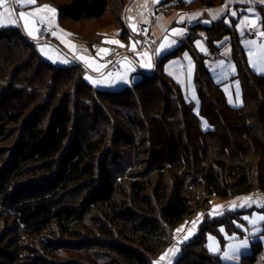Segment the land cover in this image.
I'll return each instance as SVG.
<instances>
[{
    "label": "trees",
    "instance_id": "trees-1",
    "mask_svg": "<svg viewBox=\"0 0 264 264\" xmlns=\"http://www.w3.org/2000/svg\"><path fill=\"white\" fill-rule=\"evenodd\" d=\"M35 1L36 5L55 9L60 29H64L65 14L72 12L78 22L87 16L102 19L106 6L103 3L101 7H91L86 0H71L66 6ZM117 2L119 13L115 19L119 20L120 38L129 39L130 32L123 20L128 0ZM202 3L213 5L212 1L202 0ZM178 5L185 7L187 3L179 1ZM260 24L264 31V12ZM236 26L237 22L229 25L220 21L204 27V31L211 53L223 50L226 45L219 46L217 42L226 35L229 37L242 86L240 108L228 105L222 84L213 80L204 63L207 56L199 54L193 46L196 36L192 32L179 48L157 63L153 76L111 92L95 90L85 81V72L79 65L56 66L45 61L36 44L26 40L18 28L0 30V65L5 64L2 53L7 48L32 51L31 63L24 62L22 66L32 69L36 59L40 67L57 74L56 79L77 72L74 74L77 86L99 98L107 108L92 107L87 103L89 100L83 102L85 112L92 108L95 115H104L107 119L101 133L83 144L73 133V128L80 124L75 121L71 106L77 96L75 89L67 99L62 98L48 126H27L17 155L14 154L4 169L0 167V264H154L172 244L169 232L198 212L208 211L213 198L230 200L256 191L264 193V76L250 67ZM186 49L196 63L194 77L199 109L212 127L208 130L201 128L181 87L164 72L166 59ZM14 60L9 58L6 67ZM22 68L16 67L7 80L12 99L25 105L22 110L13 108L5 112L0 120V142L10 127L25 120L23 111L41 103L32 86L17 81ZM3 82L4 77L0 76V83ZM138 91L142 92L141 98H136ZM156 97L162 106L159 102V106L157 102L151 103L156 106L150 105ZM144 102L149 117L146 120L142 110ZM0 105V110L5 111L3 103ZM108 108L134 112L126 120L137 133L146 134L144 141L164 150L155 158L161 160L155 171L159 177L174 175L172 185H163L157 195L150 196L148 180L144 183L132 176L127 190L114 181L105 160L111 155V135L117 126L111 122ZM206 142L214 148L208 159L202 153L208 147ZM246 151L250 153L243 158ZM255 156L258 161L252 160ZM180 167L192 175L193 186L186 184L184 174L177 173ZM80 191L87 194L79 207L58 203L63 194ZM88 218H92L91 222ZM141 219L144 223L139 225ZM205 231L208 230L199 232L183 245L175 264H229L208 252ZM262 250L257 244L251 254L243 255L239 264H261L258 259Z\"/></svg>",
    "mask_w": 264,
    "mask_h": 264
},
{
    "label": "rangeland",
    "instance_id": "rangeland-1",
    "mask_svg": "<svg viewBox=\"0 0 264 264\" xmlns=\"http://www.w3.org/2000/svg\"><path fill=\"white\" fill-rule=\"evenodd\" d=\"M43 3L46 2H54L63 6L68 5L71 0H40ZM154 0H134L130 6L127 8L126 11V27L128 28L129 32L132 34L136 32V30H133L132 24L135 23H144L148 20V16L154 11L153 9V2ZM158 1L155 5L159 4L160 2L164 0H156ZM87 4H89L91 7H95L96 5H100L98 7H101V4L105 3V8L103 10V18L102 19H94L92 17L87 16V18H83L78 22L75 18L72 12L65 14L63 21H62V27L64 29H60L58 25V15L57 12L51 13L47 9H44L43 11L39 12L34 16V19L38 21V23L35 25L37 31L34 33V35L29 36L27 34V30L24 29L25 33L28 35L29 42H33L36 44L38 48V52L40 56L47 62L56 65V66H63V65H70V63L79 65L84 70V77H91L93 80H97L98 83L94 84L91 80L86 79L85 81L89 83L93 88L97 91H111L116 92L119 90H103L102 88L109 84V80H111V77L102 76L100 78L92 76L90 73L93 72V66L96 61H98V55H95L92 52V48L95 50L98 46L109 44L110 47H114L116 49H119L118 51H125L124 48H121L120 46H125V43H128L127 46H129V50H134L133 45H135V48L137 47L136 40L133 39V37L128 39H121L119 37V30L120 27H118L119 20L115 16H117V13H119V7L117 0H86ZM26 3L21 4V8L18 10V13L25 12L26 13H36L37 9H43V6L36 5V1L34 3ZM29 4V5H28ZM146 4V5H145ZM152 9L149 11L148 9ZM30 8V9H29ZM49 8H52L49 6ZM147 12V13H146ZM150 13V14H149ZM175 14V13H172ZM85 15V13H84ZM170 15V14H169ZM83 16V14H82ZM151 19V15L149 16ZM171 18V17H170ZM149 19V20H150ZM114 20H116L117 24L115 25H108L112 23ZM39 22H47L51 28H55L54 31V37H52V42H49L48 44L44 43H37L40 42L39 39V31H40V24ZM21 23L23 25V21L21 20ZM45 24V23H44ZM105 28H101L103 26H106ZM136 25V24H135ZM153 26H155L153 24ZM137 28V27H136ZM67 29V30H66ZM155 33V28L152 27ZM173 29H182L183 34L177 35L173 37L172 30ZM69 32L76 35V37H73L74 39L81 41L83 43H86L79 46V48L75 47L76 42L72 39L71 34ZM98 31L100 32V36L98 35ZM188 28H186L185 23L180 20L175 26H173L170 31H168L167 34H164L160 37V35H157V45L159 48V45L164 42L165 37H167L169 40L175 39L177 43L170 49V52L172 53V50H176V48L179 47L184 34L187 33ZM69 36H71L69 38ZM100 37V38H99ZM55 40V41H54ZM58 43L61 44L65 49H63ZM109 41H118L119 43H109ZM197 41L200 43L204 42L202 39L195 38V45L197 46ZM120 45V46H117ZM12 46V44H11ZM198 47V46H197ZM230 48V49H229ZM14 50L7 48V50L2 53L3 55V64L0 65V72L4 70L2 74H0L1 77H4V82L0 83V104L3 103V108L5 111L0 110V120L2 121L3 115L8 110L19 109L25 105L24 102L13 100L10 96V91L8 89V86L10 82H8V77L12 74L13 71H15L16 67L19 66L23 67L21 69V72L18 77L16 78L17 81H20L22 83H26L25 85H30L34 89L37 100H41L39 105H36L35 107L31 106L26 111H23V113L26 114L25 120L17 126H12L8 129L6 138L3 139L0 142V156H3L0 160V167L1 169H4L5 166L8 165L9 162L12 161L14 158V154L17 155V147L21 139H24L27 134V126L28 125H36V126H48L51 121V116L54 111V109L58 108L59 103L62 101V98L67 99V96L71 94V91L73 89L76 90L77 96L72 100L71 106L73 108V114L74 119L76 122L80 123L77 125V127L73 128V133H76L77 140L80 144H83L85 141H87L88 138H91L93 136L98 135L101 133V131L104 129L105 124L107 123V119L104 115H95L92 110V108L89 110V112H85V108L83 107V102L85 100H89L87 103L91 104L92 107L95 105L99 107L100 109H107L105 108V103H100L99 98H95L93 96H90L89 93L77 86V78H75L74 74H67L61 76L60 78L56 79L57 74L55 75L53 72H50L47 70V68H43L39 66V63L36 59L33 61L32 69L27 66H22L24 62H29L30 57L32 55V51H28L26 49H15ZM227 51V54L224 59L228 60L229 62H232V54L230 53L231 47H225L224 48ZM25 50V54H22V51ZM207 50V49H206ZM198 51L201 54L208 55V51L202 52L199 48ZM20 52V53H19ZM142 52V51H141ZM124 52L123 54H125ZM10 55V56H9ZM157 55L161 56L159 53ZM117 56V55H116ZM208 55L207 57H209ZM83 57L84 59H81ZM9 58H13L14 63H12L11 66L6 67L8 63L7 60ZM120 59V57H118ZM135 57H133V60L135 61ZM66 61V62H65ZM194 62L191 54L186 49L181 53H178L177 56H173L166 60L165 67L168 69L170 68L171 72L177 73L182 72L183 74H186L187 69H190L191 72V63ZM31 63V62H29ZM236 73L235 76H237V67L235 63H232ZM122 65L126 67V70L123 73L112 75V77H116L115 79V85H119L122 80L119 79L120 76H124L125 73H127V79L130 81L129 83H125V86L123 88L132 86L139 81L143 80L145 77L143 74L139 72V69L132 64L131 62H123ZM7 68V69H6ZM43 68V69H42ZM13 69V70H12ZM15 69V70H14ZM165 72V71H164ZM190 76L191 73L187 72ZM187 75V74H186ZM182 75V76H186ZM264 76V73L262 74ZM153 76V74L151 75ZM150 76V77H151ZM234 76V77H235ZM111 78V79H110ZM234 85L230 89L235 91L234 88L238 86V88L241 87V83L238 78L233 79ZM124 83V82H123ZM159 84V83H158ZM121 88V89H123ZM117 89V88H114ZM120 89V90H121ZM75 92V91H74ZM6 93V95H5ZM164 93L166 94L165 90ZM142 92L138 91L136 93V98H141ZM188 95V94H187ZM235 95H238L235 93ZM134 96V95H133ZM79 97L82 98V100L79 99ZM186 99V98H185ZM158 100V101H157ZM189 106L194 110L196 115L198 116L200 120V126L203 130L211 129L212 127L209 125L208 121L201 116L200 109H199V99L198 95L193 100L188 95V98L186 99ZM49 102V103H48ZM155 102H159V97H156V101L149 102L150 105L156 104ZM153 103V104H151ZM158 103V106H159ZM232 105H235L236 102H228ZM43 104V105H41ZM161 106L163 103H160ZM197 104V106H195ZM145 102L142 103V110H143V118L148 119L146 108H144ZM2 105H0L1 107ZM137 106V105H136ZM156 106V105H153ZM151 106V107H153ZM242 107V105L240 106ZM238 107V108H240ZM2 108V107H1ZM24 109V108H23ZM108 112L110 115V120L113 124L117 126V131L113 132L116 133L115 137L112 133L111 138H113V142L111 145V148L109 149L111 152V155L107 157L106 167L109 170L110 174L112 175L115 182L119 183L122 187V189L127 190L129 186L131 177L134 176L135 179L142 180L144 183L146 180H148V183L151 185L148 194L150 196L157 195L158 191L161 189V186L163 185H172L176 179V177L172 174H166L164 177H159L156 173L155 169L158 164L161 163L160 159L157 158L158 155L162 154V151L164 150L162 148L153 147V144H150L147 141H144L143 138L146 137V134L137 133V129H134L130 126L129 122L126 120L127 116L134 115V112L130 113L124 110H111L108 108ZM152 111V110H149ZM30 123V124H29ZM27 124V125H26ZM29 127V126H28ZM234 137V136H233ZM232 137V138H233ZM134 139V140H133ZM143 140V142H142ZM134 141V142H133ZM146 142V143H145ZM75 143V142H73ZM145 144V145H144ZM141 151H137L138 147ZM207 145V142H206ZM208 147L203 150V156L205 159L210 158V156L214 152V148L210 147L209 144ZM250 152H244L243 158L248 157V154ZM254 161H258V157L255 156L252 158ZM59 162V161H58ZM179 174H184L186 177V184L188 186H193V180L192 175L189 176V173L184 170V168H178ZM174 176V177H173ZM177 176V175H176ZM27 179V178H25ZM24 179V180H25ZM134 179V178H133ZM44 181V180H43ZM195 192V191H194ZM87 192L80 191L78 193H65L61 196L59 199V204H65L70 206H77L79 207L82 202L85 200ZM198 194V191H197ZM235 204L236 207L233 210L232 205ZM220 205L222 208L219 209V211L216 214H213V209ZM244 205V206H241ZM208 211L204 212H198L195 216L187 219L184 221L181 225H179L176 229H174L172 232H169L172 234V244L166 249V252L163 255H160L158 260L154 262L156 264L159 261H162L160 258L163 256L164 259L169 262V264H175L176 260L179 258V256L182 253V247L185 243L189 242L194 236H196L199 232L204 233L205 241H206V247L208 249V252L219 256L221 260L224 263L229 264H239L241 263L243 259V255H249L251 254L255 246L257 244L261 245L262 252L259 256V263L264 264V222H257L255 226V234H253L254 229L253 225L248 221L245 220L244 217L248 216L253 219H255L258 215H264V193L260 191H256L252 193L249 196L245 197H236L234 199L230 200H223L220 198H213L211 201V205L209 206ZM158 214L156 213V216ZM141 216V215H140ZM141 217H144L142 214ZM154 216L148 218H154ZM92 218H88L87 220L90 221ZM91 222V221H90ZM144 221L141 219L139 220V225L143 224ZM193 224L195 226L193 227ZM239 225V226H238ZM223 229V231H222ZM191 234L189 235V233ZM213 237L214 240H210L209 237ZM248 239V247L245 249H242L241 253L239 254L238 260H225L223 259V252L228 250V245L230 243H237L242 241L243 239ZM215 242H218V245H216ZM213 244L214 246H217L220 251H212L209 249V245ZM187 252H189V249H187ZM194 252V251H193ZM200 254V252H198ZM247 264V263H246Z\"/></svg>",
    "mask_w": 264,
    "mask_h": 264
},
{
    "label": "crops",
    "instance_id": "crops-1",
    "mask_svg": "<svg viewBox=\"0 0 264 264\" xmlns=\"http://www.w3.org/2000/svg\"><path fill=\"white\" fill-rule=\"evenodd\" d=\"M133 1L134 0H128V4H127V6L124 10V13H123V20L124 21H126L125 15H126L127 8L130 6V4ZM179 1L186 2L187 6H185V7L179 6L178 5ZM204 1H212L213 5H211V6L205 5L204 3H202V0H164L157 5H155V4L158 1H156V0H154V2L152 1L153 5H154L153 9H154V11L157 12V19L155 22H153L150 25V34L153 38V48L150 51H148L147 53H149V55L151 57V62L153 64V67L151 69H146L142 66V59L147 60L148 57L143 56L144 52H141L140 42L137 40L136 36H137V31H138V25L139 24H149V22H150L149 16L154 11L151 14L149 13L150 15L148 16V20L146 22L135 23L136 27H137L135 34L134 33L132 34L130 32V35H129L130 37H129L128 41L130 40L131 37H133V39L136 40L137 47L135 48V50H133V51L129 50V46H127L128 43H125V46L117 45V46H120L121 48H124V50L127 54L126 57H121L119 59V65L123 68V71L121 73H123L126 70V67H124L122 65V63L123 62H131L132 64H134L139 69V72L141 74H143L144 76L153 74L157 63L159 61H161L165 56H167L171 53L170 51H168V52L164 53L163 56L157 55V52H156V49H158V45H157L158 40L156 39L157 35H160V37H161L162 35L167 34L168 31H170V29L173 26H175L180 20H182L185 23V26H186V28H188V31L190 33L192 32V34L194 36H196V38L199 36V38L204 41L203 43L202 42L200 43V47H197L194 43L195 39L193 40V46L199 54H201V53L198 51V48L200 50H201V48L205 49L204 51L201 50L202 52L208 51V55H210V53H211L209 48H208V45H207L204 27H211L215 23H218L220 21H223L225 24H229V25L237 22L236 28L239 32L240 39H241V35L245 29L252 28L257 34L249 42L255 41L256 43L254 45H252L249 42L243 43L240 41V44H241V46H242V48H243V50L247 56V60H248L250 67L255 72H257L258 74H262L261 71H258L257 68L253 67V64L249 62V49L250 48L252 49L253 60L257 64H260L261 59L264 58V48L258 47V46H264V36H261L259 34L260 32H262L260 19L262 17V13L264 12V0H204ZM25 3L27 4V2H25ZM20 8H21V4L19 3V0H15V2H14V0H4V3L0 4V19H3L5 21H7L8 19H16L18 21V25H19V26H12V25L6 23L5 26H0V30L8 28V27L18 28L21 31V33L23 34V36L25 37V39L30 40V38H28V35L25 33V31L22 27L21 20L19 19L18 10ZM6 9H7V11H6ZM151 9H152V6L148 10L150 11ZM221 10H223V11H221ZM233 12H235L236 15H233L232 14ZM172 13H175V14H172ZM214 13H219V15L216 18H214V16H213ZM245 18L254 19L255 25L249 26L248 23L245 22ZM43 23L49 25L47 22H43ZM39 24H40L39 26H40V30H41L42 22H39ZM153 24L155 26H153ZM152 27L155 28V33H157V35L152 33V32H154ZM51 29H52L51 39L47 42H43L40 40V42H37V43L48 44L49 42H52L53 41L52 37H54L55 28H51ZM119 31H120L119 32V37H120L121 30H119ZM70 37L71 36H69V38ZM39 39H40V37H39ZM72 39L76 42L75 47H77V48H79V46H81L83 44L86 45V43L78 41V40L74 39L73 37H72ZM183 41H185L184 37H183L180 45L182 44ZM228 41H229V37L226 35L219 42H217V45L222 46L225 44L226 45V46L224 45L225 47H228V46L231 47V44L228 43ZM56 42H57V40H56ZM58 44L61 46L60 43H58ZM180 45H179V47H180ZM61 47L63 49H65L63 46H61ZM110 48H109V44L108 45L107 44L100 45L97 47L96 50L94 48H92V52L95 55H98V61L95 62L94 66H93V68H94L93 72L90 73L92 76L100 78V77L104 76L106 73H111L110 71H108L107 66H106V62H105V59L111 54ZM224 48H223V50H225ZM174 51L175 50H172V52H174ZM181 52H183V51H181ZM225 52L227 54L226 50H225ZM230 53L232 54V59H233L232 62L225 60V64H224V59H225V57H224L221 60H218L216 62H209V63H205V64L209 67V72H210V75L212 76L213 80L217 83L222 84V89L225 93L227 103L232 102V101L236 102L235 105H232L231 103H228V105L232 108H238L241 105H243L242 88H240V87L238 88V86H237L236 88H234L235 89L234 92L232 89H230V87L232 86V88H233V85H234L233 79L237 78V76H235L236 70H235V68L233 69V64H232L233 62L235 63L234 56L232 53V47H231ZM226 54H225V56H226ZM201 55H204V54H201ZM175 56H177V55H175ZM204 56H206V55H204ZM133 57L136 58L135 61L133 60ZM167 59H169V58H167ZM165 63H164V67H163L165 74L168 75L169 77L173 78V80L181 87V89L183 90L185 98L187 99L188 95L192 98V100L195 97H197L198 85L196 84L195 77H194L195 68H196L195 60L193 63L190 62L191 63V72H190L189 68L187 69V71H184V72H186L187 75L182 73L183 70H182V72H177V73L171 72L170 68L167 69L165 67ZM70 65H71V63H70ZM235 65H236V63H235ZM236 67H237V65H236ZM187 72L191 73L190 76ZM112 75H116V74H112ZM182 75H186V76H182ZM237 75H238V67H237ZM115 80L116 79H111V83L104 86L102 89L103 90H119L125 86V83H123V82H121L119 85H115ZM114 88H117V89H114ZM235 93H237L238 95H235ZM195 106H197V104Z\"/></svg>",
    "mask_w": 264,
    "mask_h": 264
},
{
    "label": "snow or ice",
    "instance_id": "snow-or-ice-1",
    "mask_svg": "<svg viewBox=\"0 0 264 264\" xmlns=\"http://www.w3.org/2000/svg\"><path fill=\"white\" fill-rule=\"evenodd\" d=\"M15 2V0H14ZM25 2L27 3H34L35 0H19L20 4H24ZM4 0H0V4H3ZM44 9H47L48 11H50L51 13H55V9H51L49 8V6L45 5L43 7V9H37L36 13H26V12H20L19 13V19L23 21V25L22 27L24 29L27 30V34L29 36L34 35V33L37 31L35 25L38 23L37 20L34 19V16L36 14H38L39 12L43 11ZM7 11V9H6ZM223 11V10H221ZM233 15H236L235 12L232 13ZM219 15V13H214L213 16L214 18H216ZM183 19V18H182ZM245 22L248 23L249 26H254L255 25V20L254 19H250V18H245ZM10 24L12 26H19L18 25V21L16 19H8L7 21L0 19V26H5V24ZM132 28L133 30H136V25L132 24ZM182 29H173L172 30V35L173 37L177 36V35H182L183 34ZM261 36H264V31L259 33ZM109 43H119L118 41H109ZM177 43V41L175 39H171L169 40L167 37H165V40L163 43H161L159 45V48L156 49V52L159 53L161 56L164 55V53L170 51V49ZM250 44L254 45L256 42L255 41H251L249 42ZM197 46L200 47V42L197 41ZM261 48H264V46H258ZM133 49L135 50V45H133ZM202 51H204L205 49L201 48ZM144 57H148L147 60H143L142 59V66L146 69H151L153 67V64L151 62V57L149 55V53L144 52L143 53ZM253 53H252V49H249V62L253 64V67L257 68L258 71L264 72V58L261 59L260 64H257L254 60H253ZM81 59H84L83 57H81ZM66 62V61H65ZM234 69V66H233ZM105 76L107 77H111L112 79H115L116 77H112L111 73H106ZM86 79H89L92 81V83L97 84L98 81L97 80H93L91 77H85ZM120 80H122L124 83H129L130 81L127 79V73H125L124 76H120L119 77ZM109 83H111V80L108 81ZM244 206V205H241ZM236 205L233 204L232 208L233 210L235 209ZM222 208V206L217 205L214 209H213V214H216L219 209ZM245 220H248L252 225H253V229L254 232L253 234H255V226L257 224V222H264V215H258L255 219L251 218V217H244ZM195 226V224H193V227ZM239 226V225H238ZM223 231V229H222ZM191 234V232L189 233V235ZM210 240H214L213 237H209ZM216 245H218V242H215ZM248 247V239L245 238L240 242L237 243H230L228 245V250L223 252V259L225 260H238L239 259V254L241 253L242 249H245ZM209 249L212 251H216L219 252L220 249L217 246H214L213 244L209 245ZM161 260L164 259V257L162 256L160 258Z\"/></svg>",
    "mask_w": 264,
    "mask_h": 264
},
{
    "label": "built area",
    "instance_id": "built-area-1",
    "mask_svg": "<svg viewBox=\"0 0 264 264\" xmlns=\"http://www.w3.org/2000/svg\"><path fill=\"white\" fill-rule=\"evenodd\" d=\"M157 19V12L154 11L151 14V19L149 24H139L138 25V31H137V40L140 42L141 51L142 52H148L153 48V38L150 34V25L155 22ZM256 32L252 29H245L241 35L240 41L245 43L249 42L256 36ZM52 36V29L49 25L42 23L41 30L39 32L40 40L43 42H47L51 39ZM190 36V32L188 31L184 38H188ZM119 49H116L114 47L110 48L111 54L105 59L106 66L108 71H110L112 74H120L123 71V68L119 65V58L118 57H126V53L123 54V51H118ZM225 50H221L218 52L210 53L209 57H206L204 59V63L209 62H216L218 60H221L225 57ZM117 55V56H116ZM151 76V75H150ZM156 264H169L168 261L162 260L157 262Z\"/></svg>",
    "mask_w": 264,
    "mask_h": 264
}]
</instances>
